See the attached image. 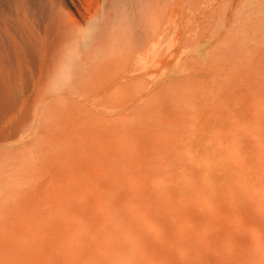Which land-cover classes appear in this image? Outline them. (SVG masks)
Instances as JSON below:
<instances>
[{
  "label": "rangeland",
  "instance_id": "obj_1",
  "mask_svg": "<svg viewBox=\"0 0 264 264\" xmlns=\"http://www.w3.org/2000/svg\"><path fill=\"white\" fill-rule=\"evenodd\" d=\"M14 1L39 88L0 119V264H264V0H118L104 33Z\"/></svg>",
  "mask_w": 264,
  "mask_h": 264
},
{
  "label": "bare ground",
  "instance_id": "obj_2",
  "mask_svg": "<svg viewBox=\"0 0 264 264\" xmlns=\"http://www.w3.org/2000/svg\"><path fill=\"white\" fill-rule=\"evenodd\" d=\"M8 1L10 2L11 0H8ZM20 1L21 0H18V2ZM68 1H69V4L74 8L76 13L82 16V13L80 10L81 9L80 0H68ZM117 1L118 0H95V2H97L98 5L95 7L94 23L99 18L97 22H98V30L100 32L104 33L105 28H106V22L109 17V12H107V8H106L107 5L111 3L117 4ZM99 3L102 4L101 9H100ZM26 4L28 5V3ZM26 4L24 3V6ZM91 7L93 8V5ZM60 9L62 8L60 7ZM8 10L9 8L7 9V11ZM99 10H100V13H99ZM63 14L64 13H62V15ZM77 19L78 18H76V20ZM9 21L11 22V20ZM62 21H64V19ZM89 21L92 22V19H89ZM8 29L5 28L4 23H3L2 30L0 31L2 34L0 38V51L2 53L0 57V88H1L0 90V119H4V120H7L15 124L13 127H9L8 130L14 133H18L22 131V129L20 128V123L22 121L29 120L30 126H32L35 122L37 91L39 88V72L37 71L36 66H35V55H36V48H37L36 47L37 46L36 45L37 44V38H36L37 31H36L35 20L33 16L31 15V7L27 9V11L23 10L22 16L18 17L15 20L14 26L12 27V29L10 28L11 31H8ZM73 65L75 64L74 63H63L62 64L63 67H60L59 70L60 71L64 69L68 70L67 68H73ZM63 76H65V74H63ZM0 131L3 132L5 130L1 129Z\"/></svg>",
  "mask_w": 264,
  "mask_h": 264
}]
</instances>
